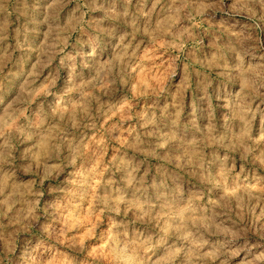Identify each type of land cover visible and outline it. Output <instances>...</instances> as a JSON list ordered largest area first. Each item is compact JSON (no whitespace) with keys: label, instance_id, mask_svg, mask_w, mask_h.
<instances>
[{"label":"clouds","instance_id":"9594fccd","mask_svg":"<svg viewBox=\"0 0 264 264\" xmlns=\"http://www.w3.org/2000/svg\"><path fill=\"white\" fill-rule=\"evenodd\" d=\"M0 264H264V0H0Z\"/></svg>","mask_w":264,"mask_h":264},{"label":"rangeland","instance_id":"374dc122","mask_svg":"<svg viewBox=\"0 0 264 264\" xmlns=\"http://www.w3.org/2000/svg\"><path fill=\"white\" fill-rule=\"evenodd\" d=\"M189 100L190 102L194 105L196 103V96L195 94H192L190 97H189Z\"/></svg>","mask_w":264,"mask_h":264}]
</instances>
